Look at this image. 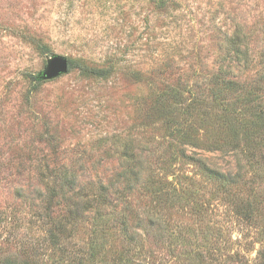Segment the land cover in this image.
Returning a JSON list of instances; mask_svg holds the SVG:
<instances>
[{
	"label": "rangeland",
	"instance_id": "374dc122",
	"mask_svg": "<svg viewBox=\"0 0 264 264\" xmlns=\"http://www.w3.org/2000/svg\"><path fill=\"white\" fill-rule=\"evenodd\" d=\"M262 263L264 0H0V264Z\"/></svg>",
	"mask_w": 264,
	"mask_h": 264
},
{
	"label": "water",
	"instance_id": "95a60500",
	"mask_svg": "<svg viewBox=\"0 0 264 264\" xmlns=\"http://www.w3.org/2000/svg\"><path fill=\"white\" fill-rule=\"evenodd\" d=\"M68 58L65 56H53L48 59L47 67L42 73V78L50 79L68 70Z\"/></svg>",
	"mask_w": 264,
	"mask_h": 264
},
{
	"label": "trees",
	"instance_id": "16d2710c",
	"mask_svg": "<svg viewBox=\"0 0 264 264\" xmlns=\"http://www.w3.org/2000/svg\"><path fill=\"white\" fill-rule=\"evenodd\" d=\"M68 64H69V65H68L69 68H71L73 65H75L74 62H73L72 60H70V59H68ZM82 68L84 69V67H82ZM93 71H94L96 74H99V75L103 73V71L100 70V69H94ZM262 264H264V263H262Z\"/></svg>",
	"mask_w": 264,
	"mask_h": 264
}]
</instances>
